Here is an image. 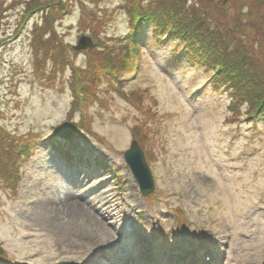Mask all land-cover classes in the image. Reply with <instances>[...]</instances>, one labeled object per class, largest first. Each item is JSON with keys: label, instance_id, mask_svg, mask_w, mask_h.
Returning a JSON list of instances; mask_svg holds the SVG:
<instances>
[{"label": "rangeland", "instance_id": "obj_1", "mask_svg": "<svg viewBox=\"0 0 264 264\" xmlns=\"http://www.w3.org/2000/svg\"><path fill=\"white\" fill-rule=\"evenodd\" d=\"M69 1L68 11L58 13L61 20L57 30L73 44L81 32L80 13L85 11L79 8L78 0ZM121 1L96 0L87 5V13L96 11L97 16L104 17L98 20L103 22L101 31L107 37L122 38L128 32L127 16L117 9ZM238 2L246 13L249 1ZM114 10L117 11L110 16ZM5 13L7 23L0 27L9 34L22 15V7L18 5ZM39 15H30L19 41L0 45V121L11 133L27 136L32 132L48 138L53 128L66 120L71 96L64 83L68 72L50 84L44 78H35L25 35ZM168 44L153 48L151 40L145 43L139 76L124 84L125 90L147 88V95L156 100L155 130L160 129L157 138L165 149L157 152L158 160L151 166L158 204L148 205L140 196L123 157L132 140L131 117L138 116V110L120 97L112 85H104L108 93L101 92L100 96L107 99L108 106L88 109L94 136L84 132L85 140L78 143L77 151L94 153L93 161L106 164L110 170L102 172L89 167V175L78 172L72 177L63 167L62 158L49 147L48 139L29 147V155L20 162L17 195L9 198L0 191V247L7 256V262L0 260V264H100L104 259L97 253L98 244H103V252L111 256L122 242L116 247L112 244L122 237L124 246L130 247L133 235L129 233L127 237L124 230L135 225L154 233L155 240H161V232H165L168 242L175 240L173 246L177 248L183 232L175 227L178 221L168 208L176 207L178 202L187 206L186 215L194 221L187 225L207 232L210 244L225 257L224 264L262 262L264 210L256 206L264 201V123L258 124L250 139L247 124H239V132L236 126L225 125L226 117L231 115L225 94L208 90L195 101L190 100L193 87L207 76L206 72L184 59L178 67H167L165 62L173 42ZM75 62L83 63L81 53L75 56ZM77 117L75 114L71 121L76 122ZM226 148L235 153L233 162L229 157L232 153ZM83 168L80 165L77 170ZM117 177L121 179V191L113 181ZM78 178L82 185L79 188L71 184ZM65 195L78 197L83 203L70 219L73 225L82 226L78 235L89 234L80 242L75 237L59 235L51 227L50 215L39 216L46 200L58 205ZM63 213L57 210L53 221L62 219ZM138 213H142V220L136 217ZM150 257H154V252L145 258L150 264L156 263Z\"/></svg>", "mask_w": 264, "mask_h": 264}, {"label": "trees", "instance_id": "obj_2", "mask_svg": "<svg viewBox=\"0 0 264 264\" xmlns=\"http://www.w3.org/2000/svg\"><path fill=\"white\" fill-rule=\"evenodd\" d=\"M78 1L79 8L85 12L80 13L81 32L77 38L87 35L95 41L91 49L81 52L72 50L77 42H68L57 30L61 20L58 13L61 9L68 10L69 0H0L1 25L7 23L5 12L18 5L23 14L32 10L40 14L27 33L33 72L37 74L35 78H44L48 84L68 72L64 78L71 96L67 120H72L75 114L78 116L75 122L77 137L84 132L93 135L88 109L94 105L106 109L107 99L100 94L108 93L104 85H112L120 97L138 110V116L131 117V139L139 143L149 164L158 160L157 152L165 149L157 138L160 129L155 130L158 122L153 111L155 98L147 95V88L125 90L112 74L126 68L132 58L141 53L146 42L151 40L153 48L161 46L159 38L166 31L171 33L170 41L174 42L166 66H179L181 57L176 51L181 46L184 48L182 58L187 64L203 68L207 75L212 74L210 90L225 94L229 101L227 109L231 115L226 117L225 125H238L240 118L247 115L264 118V0H248L246 13L242 12L238 0H147L146 3L122 0L117 9L125 12L136 42L127 37L104 35L100 21L104 17L97 16L96 11L87 13V5L96 0ZM142 22L150 29V37L146 40L140 36ZM0 30L2 37L4 30L1 27ZM79 53L83 55L82 64L75 62ZM46 65L50 66L47 70ZM42 71L46 72L40 73ZM40 136L32 132L27 136L11 133L0 121V191L5 197L17 195L19 163L29 155L28 143ZM50 143L54 150H61L57 141ZM99 165L109 170L106 164ZM1 257L4 259L5 255Z\"/></svg>", "mask_w": 264, "mask_h": 264}, {"label": "water", "instance_id": "obj_3", "mask_svg": "<svg viewBox=\"0 0 264 264\" xmlns=\"http://www.w3.org/2000/svg\"><path fill=\"white\" fill-rule=\"evenodd\" d=\"M90 46V39L82 36L79 38L77 45L74 46V49L82 50ZM54 134L62 138H72L75 134V126L71 123H63L54 129ZM123 157L140 188V192L143 195H148L149 193H151L154 188L152 175L149 167L146 164L144 153L140 149L136 141H131L130 148L123 153Z\"/></svg>", "mask_w": 264, "mask_h": 264}, {"label": "bare ground", "instance_id": "obj_4", "mask_svg": "<svg viewBox=\"0 0 264 264\" xmlns=\"http://www.w3.org/2000/svg\"><path fill=\"white\" fill-rule=\"evenodd\" d=\"M65 198H61V201L58 203V205L55 204L53 201H45V206H42V212L41 215H47L52 217V221L54 216H56L57 210L63 211L65 213L64 216L68 217L65 218L64 216H61L62 219H56V221H51V227L55 228L59 235L63 236H72L75 237L79 242L83 239L89 236V234H79L78 232L81 231L82 226H75L71 223V217L78 213V208H81L83 206L82 200L78 197L73 198L70 195H65ZM58 217V216H57ZM59 218V217H58ZM51 219V218H50ZM103 237L106 236L103 233H100ZM78 235V236H77ZM65 239V238H63Z\"/></svg>", "mask_w": 264, "mask_h": 264}]
</instances>
